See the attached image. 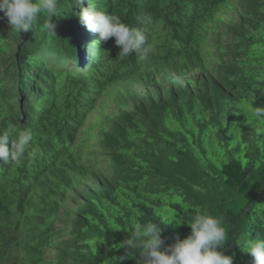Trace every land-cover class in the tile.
I'll use <instances>...</instances> for the list:
<instances>
[{
	"label": "trees",
	"instance_id": "1",
	"mask_svg": "<svg viewBox=\"0 0 264 264\" xmlns=\"http://www.w3.org/2000/svg\"><path fill=\"white\" fill-rule=\"evenodd\" d=\"M91 3L152 51L119 58L92 33L88 64L68 66L89 0H60L57 37L43 19L18 34L0 18V132L34 137L20 164L0 161V259L116 264L137 223L187 238L166 208L185 224L223 217L224 254L254 264L239 244L264 238V0Z\"/></svg>",
	"mask_w": 264,
	"mask_h": 264
},
{
	"label": "clouds",
	"instance_id": "2",
	"mask_svg": "<svg viewBox=\"0 0 264 264\" xmlns=\"http://www.w3.org/2000/svg\"><path fill=\"white\" fill-rule=\"evenodd\" d=\"M59 2L60 0H0V12L3 13V17L0 18H7L11 31L18 34L35 31L36 25L43 19L42 29L50 37H57L56 24L52 22V18L61 15ZM89 5L88 8L82 7L80 12V20L89 32L86 34L82 32L84 36L78 41V49L75 52L77 54L66 60L68 66L76 67L80 64V67H83L84 64H88L91 58V51L88 48L94 44V33L100 38L97 44L114 37L115 45L120 48L119 58L129 57L132 53L139 55L152 51L144 30L124 23L119 16L110 14L111 12L104 7L97 5L99 9L97 10L91 0ZM148 22H151L150 17ZM256 115L264 116V109H257ZM10 138L11 149L8 146ZM33 143L31 131L24 130L14 134L9 128L0 132V161L8 165L20 164ZM165 211L166 208L157 215L161 216L167 225L176 222L178 225L190 227L191 233L187 238L166 244V240L162 238L164 228L162 229L160 223H137L134 230L120 244L125 255L118 257L116 264L125 259H136L137 264H233L232 257L224 254L227 230L223 217L204 211L196 214L190 223L185 224L170 221L164 215ZM239 245L244 252L253 257L254 264H264V238L248 236ZM0 264L13 262L0 259Z\"/></svg>",
	"mask_w": 264,
	"mask_h": 264
},
{
	"label": "rangeland",
	"instance_id": "3",
	"mask_svg": "<svg viewBox=\"0 0 264 264\" xmlns=\"http://www.w3.org/2000/svg\"><path fill=\"white\" fill-rule=\"evenodd\" d=\"M4 40V42H6V40L5 39H3ZM6 46V45H5ZM139 90V89H138Z\"/></svg>",
	"mask_w": 264,
	"mask_h": 264
},
{
	"label": "bare ground",
	"instance_id": "4",
	"mask_svg": "<svg viewBox=\"0 0 264 264\" xmlns=\"http://www.w3.org/2000/svg\"><path fill=\"white\" fill-rule=\"evenodd\" d=\"M106 11V10H105ZM104 12V11H103ZM58 201V200H57ZM46 225V224H45ZM24 228V227H23Z\"/></svg>",
	"mask_w": 264,
	"mask_h": 264
}]
</instances>
